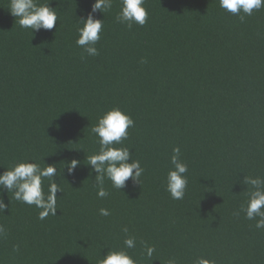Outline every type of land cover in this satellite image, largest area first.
Masks as SVG:
<instances>
[{"label": "trees", "instance_id": "1", "mask_svg": "<svg viewBox=\"0 0 264 264\" xmlns=\"http://www.w3.org/2000/svg\"><path fill=\"white\" fill-rule=\"evenodd\" d=\"M94 2L51 0L60 20L32 36L0 0V172L35 158L57 164L63 188L45 220L4 190L0 264H98L123 246L124 226L140 264H264V229L234 215L250 190L240 181L264 177V8L242 22L219 0H146L147 23L128 29L116 0L94 13L104 28L89 56L75 44L76 18ZM113 107L134 120L123 144L144 173L122 191L106 180L99 199L86 157L99 149L92 126ZM176 146L189 166L183 200L164 187ZM72 158L81 163L63 176ZM142 242L156 246L152 258Z\"/></svg>", "mask_w": 264, "mask_h": 264}, {"label": "clouds", "instance_id": "2", "mask_svg": "<svg viewBox=\"0 0 264 264\" xmlns=\"http://www.w3.org/2000/svg\"><path fill=\"white\" fill-rule=\"evenodd\" d=\"M116 0H95L91 11L86 16L76 18L77 39L76 46L82 48L89 56H98L99 51L95 46L101 40L104 28V19L94 17L97 11L110 12ZM51 0H9L8 10L16 18L22 29L30 30L34 36L40 30H52L60 20L56 7L50 6ZM146 0H119V11L116 13L117 22L132 29L133 25L143 27L149 18V12L145 7ZM220 8L226 12L237 15L243 22L245 16H251L253 11L264 8V0H219ZM243 13V14H241ZM83 58V57H82ZM134 127V120L123 109L113 107L97 118V123L92 126L91 132L98 138V151L88 155L87 165L90 166L89 174L95 173L94 186L96 196L104 199L109 196V190L105 182H111V188L120 190L127 186L131 179L134 185H139L144 168L141 161L133 159L130 148L123 142L128 139V129ZM45 163V160H44ZM81 161L72 158L64 163L62 175L66 168L68 175H73ZM41 167L35 158L15 162L10 168L0 172V212L4 213L8 205L3 199L4 190L7 195L12 193L13 199L39 209L38 219L45 220L47 217L56 216L58 210L57 193H63V188L58 183L57 164H47ZM170 167L165 177V191L173 200H183L189 185V166L181 158V149L176 146L172 149ZM47 180V191L44 181ZM240 183L246 186L247 201L234 213L239 216L241 212L248 220H255L257 229H264V177L244 176ZM99 215L108 217L111 212L108 208L101 207ZM124 234L123 246L109 249L98 264H140L129 254L128 249L136 247V236L130 234L127 226L122 227ZM5 234L3 225H0V236ZM144 253L147 258H152L156 251L154 244L142 242ZM14 251H19V245L14 246ZM167 264H178L176 258H170ZM195 264H216L215 259L199 257Z\"/></svg>", "mask_w": 264, "mask_h": 264}]
</instances>
